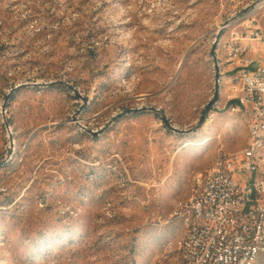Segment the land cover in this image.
I'll return each mask as SVG.
<instances>
[{"label":"rangeland","instance_id":"374dc122","mask_svg":"<svg viewBox=\"0 0 264 264\" xmlns=\"http://www.w3.org/2000/svg\"><path fill=\"white\" fill-rule=\"evenodd\" d=\"M263 2L0 0V264H179L176 204L248 143L226 59Z\"/></svg>","mask_w":264,"mask_h":264},{"label":"built area","instance_id":"2783aa9c","mask_svg":"<svg viewBox=\"0 0 264 264\" xmlns=\"http://www.w3.org/2000/svg\"><path fill=\"white\" fill-rule=\"evenodd\" d=\"M244 34L235 31L229 45L228 66L236 67L239 94L228 106L248 116L249 148L196 173L189 197L176 204L174 214L186 225L177 242L183 264H251L252 257L264 255V57H244L254 44L264 53V19L246 26ZM236 170H243V178H236Z\"/></svg>","mask_w":264,"mask_h":264},{"label":"water","instance_id":"95a60500","mask_svg":"<svg viewBox=\"0 0 264 264\" xmlns=\"http://www.w3.org/2000/svg\"><path fill=\"white\" fill-rule=\"evenodd\" d=\"M211 54H212V57L215 59V55H214L213 51L211 52ZM219 74H220V73H219L218 67H217V65H216V71H215V82H214V96H213V99H211V100L207 103V109L210 107V105H211L212 103H214V102L217 100L218 88H219V78H220V75H219ZM35 84H37V83H23V84H19V85L15 86L14 89H12V91L15 90V89H17V88L20 87V86L35 85ZM142 109H144V108H143V107H139V108H137L136 110H142ZM150 109L153 110L154 108H150ZM207 109H205L203 115L201 116L200 121H199V124L202 123V121H203V119H204V117H205V115H206ZM170 128H172V129H174V130H176V131H180V132H181V130H179V129L173 127V126H170Z\"/></svg>","mask_w":264,"mask_h":264},{"label":"bare ground","instance_id":"6f19581e","mask_svg":"<svg viewBox=\"0 0 264 264\" xmlns=\"http://www.w3.org/2000/svg\"><path fill=\"white\" fill-rule=\"evenodd\" d=\"M226 63H228V59H226ZM247 124H248V143H247L246 147L243 150H247L249 148L250 127H249L248 116H247ZM9 135H10V130H9ZM10 144H11V141H10L9 145ZM236 178H243V170H236ZM181 202H184V201H180V202H178V204H180ZM259 256L260 255H256V257H252L251 264H255L257 262ZM179 264H183V260H180Z\"/></svg>","mask_w":264,"mask_h":264},{"label":"trees","instance_id":"16d2710c","mask_svg":"<svg viewBox=\"0 0 264 264\" xmlns=\"http://www.w3.org/2000/svg\"><path fill=\"white\" fill-rule=\"evenodd\" d=\"M236 102V100L235 99H231V100H229L228 102H227V104L226 105H230V104H232V103H235Z\"/></svg>","mask_w":264,"mask_h":264}]
</instances>
